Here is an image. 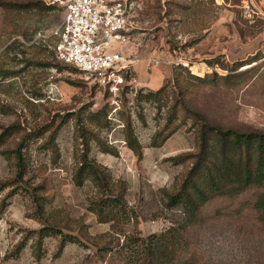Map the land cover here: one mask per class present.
<instances>
[{"label": "rangeland", "instance_id": "374dc122", "mask_svg": "<svg viewBox=\"0 0 264 264\" xmlns=\"http://www.w3.org/2000/svg\"><path fill=\"white\" fill-rule=\"evenodd\" d=\"M1 1L0 135L7 136L0 145V264H129L128 252L116 253V237L100 238L112 234L114 221L146 238L186 210L195 215L188 240L200 264H264V183L232 184L207 201L198 194L209 191L206 168L220 165L222 154L254 169L256 153L224 148L210 134L200 173L191 176L204 127L264 133V0H137L126 32L135 65L118 103L56 59L52 34L64 18L56 0ZM246 70L252 72L243 78L223 79ZM86 163L138 224L117 209L106 210L112 221H100L91 207L105 180L83 169ZM183 188L199 212L186 201L169 207ZM63 234L77 241L60 252ZM25 237V249L10 257ZM110 240L114 251L106 252Z\"/></svg>", "mask_w": 264, "mask_h": 264}, {"label": "trees", "instance_id": "16d2710c", "mask_svg": "<svg viewBox=\"0 0 264 264\" xmlns=\"http://www.w3.org/2000/svg\"><path fill=\"white\" fill-rule=\"evenodd\" d=\"M130 2H134L135 7L138 4L137 0H130ZM0 5H3V2L0 0ZM33 4L26 6L25 8H30ZM53 5L49 4L47 9H52ZM56 59L57 55L55 53ZM60 61V60H58ZM257 60H252L250 63L241 62L234 66V69L239 70L243 67H246L249 64H253ZM62 62V61H60ZM64 63V62H62ZM65 65H68L64 63ZM71 66V65H68ZM73 67V66H71ZM74 68V67H73ZM189 68V67H186ZM184 68L185 70H187ZM76 69V68H74ZM77 70V69H76ZM252 70V69H251ZM251 70H246L244 72H239L236 75L224 76V80H231L232 78H243L248 73L252 72ZM78 71V70H77ZM79 72V71H78ZM132 76V71L125 74V90L128 86V80ZM97 86V85H96ZM105 91V90H104ZM160 91L155 92V94L151 93L148 95L149 97L158 96ZM105 96L110 99V95L107 91H105ZM126 94H122L124 96ZM141 95V94H140ZM139 95V96H140ZM121 96V98H122ZM214 134V138L218 140L222 144L224 148L230 147L235 150H243L246 149L248 151L252 150L257 155L256 167L251 169L250 166L241 160L237 162V165L232 162L231 157L227 156L226 153L222 154V163L217 165V163H213L212 166H208L206 169V173H209V182L210 185L209 191H205L201 188L198 189L199 198H202L204 201L210 197H213L214 193L225 194L222 189L226 188L229 185L242 184L244 187H248L252 184H262L264 183V133L260 131H251L248 133H240L234 131L232 129L223 130V128L219 125L207 126V130L202 129L201 132V158H199L194 171L191 172V176L194 174H199L198 170H201L203 159L206 157L208 151V142L209 135ZM7 136V132H4L0 135V145L4 143V138ZM169 136H165L161 141L157 137L153 142L154 147H160L166 142ZM129 139L130 148L138 155L141 156V149L138 145L136 139ZM20 151V150H19ZM242 162V163H241ZM19 175L18 177H22V172L25 168V163L20 156L19 158ZM239 165V166H238ZM244 165V167H243ZM83 169H86L92 174L95 175V178L99 182H103L104 177L100 176L97 168L92 166L90 163H86L83 166ZM243 173L244 176H241L239 172H235V168ZM189 176V179L192 177ZM191 181V180H190ZM192 182V181H191ZM211 193V194H210ZM189 203L190 206L194 208L197 212H199L200 203H197L196 198H194L191 194L187 192V188H183L179 195L171 198V204L169 207L179 206L182 202ZM264 207V202L261 204ZM108 209H117L119 213H121L122 218L129 220L128 215L132 219L135 220L134 224H138V218L134 214L133 211H130L127 207L126 202L124 201L122 196H115L110 184L105 180L103 185V194L101 196V200L96 202L93 207H91L92 211H95L100 221L102 223H109L110 220L106 216V210ZM186 209V208H184ZM106 217V218H105ZM195 215L192 216L190 211L186 210L183 212L182 220H173L172 225L160 234H152L146 238L142 237L138 230L134 232H127L123 230V228L118 226V222L114 221L111 225L112 234L105 233L100 236V238H113L116 237L118 240L119 250L116 251L118 255H124L122 252L129 253V264H200L198 258L195 254L190 253V241L188 240V232L191 228L196 225ZM47 229H41L39 233H41L42 237H45V233ZM48 233V232H47ZM62 234V232H61ZM121 236L124 237L123 242L121 243ZM68 237V238H67ZM26 237L21 240V242L15 248V251L10 254V257L18 258L20 253L26 247ZM76 238L72 236H67L63 234V240L60 252L64 249L67 242H76ZM108 245L103 247L102 249L106 252H113L114 249L110 246L113 240H110ZM121 243V244H120ZM120 244V246H119ZM127 259L128 257L125 256Z\"/></svg>", "mask_w": 264, "mask_h": 264}, {"label": "built area", "instance_id": "2783aa9c", "mask_svg": "<svg viewBox=\"0 0 264 264\" xmlns=\"http://www.w3.org/2000/svg\"><path fill=\"white\" fill-rule=\"evenodd\" d=\"M64 18L52 36L58 60L73 66L118 103L135 60L126 52L130 0H56ZM45 37V36H44Z\"/></svg>", "mask_w": 264, "mask_h": 264}, {"label": "bare ground", "instance_id": "6f19581e", "mask_svg": "<svg viewBox=\"0 0 264 264\" xmlns=\"http://www.w3.org/2000/svg\"><path fill=\"white\" fill-rule=\"evenodd\" d=\"M192 70H193V74L198 75V76H202L201 73H199L197 67H194Z\"/></svg>", "mask_w": 264, "mask_h": 264}]
</instances>
